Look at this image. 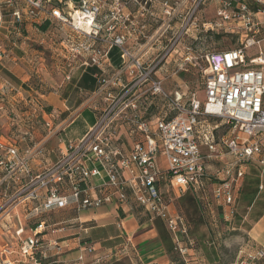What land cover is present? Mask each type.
Listing matches in <instances>:
<instances>
[{"label":"built area","instance_id":"1","mask_svg":"<svg viewBox=\"0 0 264 264\" xmlns=\"http://www.w3.org/2000/svg\"><path fill=\"white\" fill-rule=\"evenodd\" d=\"M212 3L216 20L209 27L199 24L200 13ZM9 5L17 24L30 19L70 29L62 40L67 56L81 68L100 71L94 95L102 103L85 135L69 141L57 160L37 173L17 146L0 140V185L14 191L0 216L38 203L29 211L28 219L37 220L31 235L4 248L0 264H43L41 238L60 228L38 220L57 210L131 204L161 218L175 239L188 238V221L170 212L162 184L177 196L190 192L214 226L213 206L225 207L226 221L233 220L250 167L259 170V192L264 190V0H66L65 8L54 0H11ZM192 28L197 34L245 37L236 49L205 55L203 99L167 92L160 77ZM114 49L119 67L111 61ZM152 108L160 112L148 118ZM222 127L227 132L221 135ZM124 132L130 150L119 146ZM161 157L165 169L159 168ZM194 244L189 240L190 249L178 243L179 251L188 254ZM82 247L86 254L95 252L88 243ZM249 256L252 264L264 259V246Z\"/></svg>","mask_w":264,"mask_h":264},{"label":"crops","instance_id":"2","mask_svg":"<svg viewBox=\"0 0 264 264\" xmlns=\"http://www.w3.org/2000/svg\"><path fill=\"white\" fill-rule=\"evenodd\" d=\"M3 1L9 5L11 0ZM1 21L2 18L0 16V25ZM25 21L21 24L22 35L25 39L23 43L17 44L15 41L6 42L4 37L2 38L0 36L4 41L3 43H0V68L6 70L18 79L24 77L27 68L26 65H29V63L32 62V58L29 56L30 53H34V50L31 49V46L32 43H36L32 41L33 35L37 32L40 35V38H46L48 36L46 32L39 31L34 26V23L38 24L34 20L26 19ZM53 24L60 27L61 31H70L67 26H62L57 22H53ZM11 38L14 39V36H11ZM26 41H30L29 44H27ZM44 42L45 40L43 39L39 49L42 48L49 51L52 59L61 62V65H72V70H76L73 73V78L80 75L81 67H79L77 63L70 62L68 56H65V54L67 55V52L65 51L62 41H59V35L53 34V36L46 41V44ZM43 43L46 46H44ZM38 57V61H46L41 55ZM63 59H67V62H64ZM115 59L119 61V54L116 55ZM34 60H37V58ZM111 61L115 67L113 60ZM2 74L3 71L0 69V89H14L13 85H11ZM160 77L162 78L161 74ZM23 93L24 92L18 90V93L9 95L5 99L10 103H13L12 101H16L17 99L23 100L25 94ZM83 94L90 97H88L89 100H86L85 103L77 109L76 118L70 123V125H74L76 122L81 124V129L75 131L73 139H62L57 148L47 150L48 146L51 145L49 144L51 140L46 136L37 143H31L28 150L21 152L30 158V164L34 172L38 170L40 171L43 167L47 166L45 164L48 162V159H46L47 156L50 159L52 157L53 162L56 161L60 151L67 147L69 141L83 137L93 125L84 120L81 113L85 108H88L89 112L93 114L95 119L96 109L101 105L94 104V101H99L94 93L90 95H88V93ZM52 95L53 94L46 98L44 97L45 101H48ZM60 98L61 101L53 105L54 113L57 111L64 113L65 110H69L68 101L62 96H60L59 99ZM87 102L88 104H86ZM1 109H3L2 105H0V110ZM146 115L148 118L154 116L151 109ZM65 121L60 123L58 129L62 127L61 125H63ZM9 125L15 124L9 123ZM70 125H68L67 128L70 127ZM23 133L26 136L29 134L28 131H24ZM125 134L126 133L124 132V137L119 146L124 150H130L132 147L131 139ZM26 139L27 138H24L23 140ZM0 140L13 144L10 140L4 137L1 125ZM36 148L37 150L34 152V149ZM161 158L165 162V159L163 157ZM209 186L212 187V184ZM162 187L168 200L171 199V202L169 203L170 212L184 216L178 208L177 202L182 196H177L173 190H170V192L166 184H162ZM11 192L14 191H8L6 186L0 185V207L4 204L6 197L9 196ZM36 206H38V203L29 204L27 207L22 206L17 210H12L8 215L3 213L0 216V252L6 247L16 246L19 244L20 239L25 240L31 235V229L35 226L37 220H30L28 219V216L29 211H32ZM213 209L216 212L217 219L220 218L219 215H223L222 219L226 221L227 211L225 207L213 206ZM41 220H45L50 228H60L56 233H53L49 229L41 238V248L45 258H42L41 256H39V258L42 260L43 264H81L79 262L80 257L84 258V264H173L170 256L159 239L158 232L154 226V219L150 214L138 206L128 204L126 206L118 207L108 204L96 210L83 211L66 208L54 211L50 214H45L41 216L38 221ZM20 229L23 230V234L21 237H18L17 231ZM248 234L253 241L262 247L264 246V216L253 226ZM84 243H88L90 246L94 247L95 252L92 254H86L82 247ZM190 253H192V251H190L189 254Z\"/></svg>","mask_w":264,"mask_h":264},{"label":"rangeland","instance_id":"3","mask_svg":"<svg viewBox=\"0 0 264 264\" xmlns=\"http://www.w3.org/2000/svg\"><path fill=\"white\" fill-rule=\"evenodd\" d=\"M54 2L65 8L66 0H54ZM12 13L13 8L6 4L3 0H0V16L2 18L0 36L2 38L4 37L6 42L15 41L17 44H21L25 41L24 36L22 35L21 24L23 23L17 24L15 18L12 16ZM215 13L216 5L214 3L207 5V7L200 13L198 19L199 24L206 23L209 27V24L216 20ZM177 22L179 21H174V23ZM43 25L44 24L39 25L34 23V26L39 31H41L40 26ZM45 32L48 35L46 38H40V35L37 32L33 35L32 41L36 43H32L31 46V49L34 50V53H30L29 56L32 58V62L29 63V65H26L27 68L24 77L19 79L22 84H25V86H19L6 74H2L3 77L7 79L11 85H13L14 89H0V105L3 106V109L0 110V125L3 128L4 137L10 140L13 145L17 146L21 152L28 150L31 143H37L46 136L50 138L49 140H51L49 143L51 145L48 146L47 150H52L58 147L62 139H73L75 131L77 129H81L80 123L78 124L76 122L74 125H70V123H72V121L76 118L77 110H74L69 102V110H65L64 113H60V111L55 113L53 112V105L59 103V101H61V98L59 99V97L62 96L67 89H69L73 73L76 70H72V65L64 66L61 65V62H57L55 59H52L49 51L42 48H40L41 50L39 49L43 39L46 44V41H48L53 34H56L59 35V41L61 42L69 34V32L66 31V33L65 31H61L60 27H57V25L53 23H49L47 31ZM11 36H14V39H12ZM2 38L0 43L4 42ZM243 40H245V37H243L241 33L209 31L197 34L194 32V28H192L189 35L184 37V40L179 46L177 52H175L174 56L170 58L172 61H170L168 65H165L163 70L160 72L164 80L165 90L171 93H187L185 99L192 97L193 95L203 99V71L206 68L205 55L210 52H221L236 49L241 46V41ZM26 42L29 44L30 41ZM40 55L42 58H45V62L38 61V56ZM65 56L67 55L65 54ZM35 58H37V60H34ZM63 61L67 62V59H63ZM68 74H71L72 76L70 81L66 80V76ZM18 90L25 93H23V100L17 99L16 101H12L13 103H10L5 99L9 95L18 93ZM51 94H53L51 98L48 101H45V98ZM73 97L77 99L89 100V96L84 94H78ZM100 102L102 103L101 100L96 102L94 101V104L100 105ZM86 104H88V102ZM154 109L155 108L151 109L153 115L160 112V110L157 111ZM64 114H68L69 116L65 119L66 121L64 120ZM62 121L65 122L61 125L62 127L58 129ZM47 122H49L52 127H47ZM9 123H13L15 125H9ZM68 125H70V127L67 128ZM222 128L223 129L220 131L221 135L227 132V129L224 127ZM24 131H28L29 134L27 136L24 135ZM24 138L27 139L23 140ZM36 150L37 148L34 149V152ZM46 159H48V162L45 163L47 166L55 162H53L52 157L50 159L47 156ZM158 165L159 168L165 169V162L162 158L159 159ZM214 166L217 167L218 164H214ZM37 172H39V170L36 171V173ZM254 177L258 179L259 187L260 172L255 167H250L244 179V184L247 178L255 179ZM209 190L208 196L210 200H212L211 187H209ZM263 192L264 190L259 193L262 194ZM247 206V203H244L239 199L237 211L233 220L230 223H227L222 219L223 215H219L220 218L217 219L218 226L216 228L213 225L211 217L207 213L205 215L203 210L206 223L204 232L206 233L207 238L211 237L212 244L216 246L217 253L222 259L221 264H252L249 259V255H255L258 252V249L262 248V246L253 241L248 234L249 228L247 225L253 224V220L251 217V208H248ZM189 240L195 242L193 246L195 249L192 251L194 255H191L193 256L191 258L199 260L202 258L201 252L199 251L201 248L199 242L197 239L186 238V244L190 249L191 246L189 245ZM198 263L207 264L205 260ZM254 264H264V259L255 261Z\"/></svg>","mask_w":264,"mask_h":264},{"label":"trees","instance_id":"4","mask_svg":"<svg viewBox=\"0 0 264 264\" xmlns=\"http://www.w3.org/2000/svg\"><path fill=\"white\" fill-rule=\"evenodd\" d=\"M74 3H78L81 0H71ZM56 4V3H55ZM60 6L59 4H56ZM49 23H45L43 26H40V30L45 32L47 31ZM118 50L114 49L111 52V60H113L114 65L119 67L121 61L116 58L118 55ZM4 74L11 78L14 82H16L19 86H25L22 84L18 78L7 72L6 70L0 68ZM100 75V71L94 67H84L80 69V75L76 76L71 80V85L69 89H67L63 93V98L69 102L74 110L79 109L86 100L77 99L73 96L80 95L83 93H88V95L96 92L98 88V76ZM90 97V96H89ZM74 101V102H72ZM74 104V105H73ZM83 119L86 120L89 124H94L95 119L91 112H89L88 108H85L82 111ZM64 120L69 116L68 114H64ZM252 170V169H251ZM255 178V177H254ZM262 195V196H259ZM240 200L244 203H247V207L251 208V217L253 220V224L247 225L249 231L253 228L255 224H257L264 216V192L261 194L258 192V179L247 178L245 184L242 188L241 198ZM178 208L181 210L182 214L187 218L189 223V231L188 238L197 239L200 245L199 251L201 252L202 258L199 260L192 259L191 255L194 254H181L178 248V243L184 247H189L186 244L187 236L182 234H178L176 236V240L174 236L168 231L165 223L161 218L154 219V226L158 232L159 239L166 249V252L171 258L173 264H199L198 262H202L205 260L207 264H221L222 259L217 253V248L212 244V239L206 237V233L204 232L206 223H205V215L206 211L203 206H200L196 198L190 193H186L184 196L177 200ZM205 212V215L203 213ZM218 226H214L215 228ZM187 238V239H188ZM211 239V240H210ZM178 242V243H177ZM195 249V248H194Z\"/></svg>","mask_w":264,"mask_h":264}]
</instances>
